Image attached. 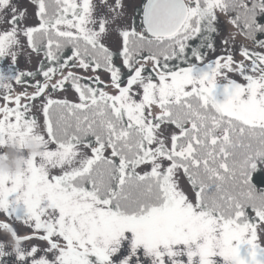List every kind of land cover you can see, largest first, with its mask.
I'll use <instances>...</instances> for the list:
<instances>
[{"label":"snow or ice","instance_id":"6c2138e0","mask_svg":"<svg viewBox=\"0 0 264 264\" xmlns=\"http://www.w3.org/2000/svg\"><path fill=\"white\" fill-rule=\"evenodd\" d=\"M4 63L0 264H264V0H0Z\"/></svg>","mask_w":264,"mask_h":264},{"label":"rangeland","instance_id":"374dc122","mask_svg":"<svg viewBox=\"0 0 264 264\" xmlns=\"http://www.w3.org/2000/svg\"><path fill=\"white\" fill-rule=\"evenodd\" d=\"M96 2L98 3V0H96ZM0 66L6 67V63H4L3 65H0ZM22 67H30V66L22 65ZM4 151H7V157H6V159L0 158V168H3V169L5 167L19 168L22 160H21V156L18 153L17 149L12 148V147H10L9 149L0 148V154H2ZM0 218H2V217H0ZM20 234L27 235L28 233H27V231H21ZM128 235H130V234H128ZM25 246H27V244ZM140 258H141L142 262H145V263L150 262L149 258L145 257L143 255L142 250H141V257ZM5 260L6 261H12V260H14V257H7V258H5Z\"/></svg>","mask_w":264,"mask_h":264},{"label":"clouds","instance_id":"9594fccd","mask_svg":"<svg viewBox=\"0 0 264 264\" xmlns=\"http://www.w3.org/2000/svg\"><path fill=\"white\" fill-rule=\"evenodd\" d=\"M29 148L32 150V151H37L38 150V148H37V146L36 145H34V144H29ZM11 169H13V168H11V167H5L4 168V170H11Z\"/></svg>","mask_w":264,"mask_h":264},{"label":"flooded vegetation","instance_id":"af4514ba","mask_svg":"<svg viewBox=\"0 0 264 264\" xmlns=\"http://www.w3.org/2000/svg\"><path fill=\"white\" fill-rule=\"evenodd\" d=\"M142 264H150V262L142 263Z\"/></svg>","mask_w":264,"mask_h":264},{"label":"trees","instance_id":"16d2710c","mask_svg":"<svg viewBox=\"0 0 264 264\" xmlns=\"http://www.w3.org/2000/svg\"><path fill=\"white\" fill-rule=\"evenodd\" d=\"M258 187H264V186H260V185H258Z\"/></svg>","mask_w":264,"mask_h":264}]
</instances>
